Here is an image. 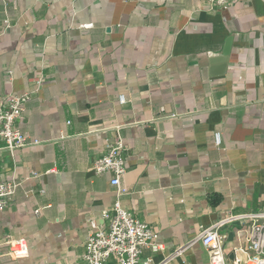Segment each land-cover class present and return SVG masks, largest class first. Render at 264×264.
Masks as SVG:
<instances>
[{
  "label": "crops",
  "instance_id": "0c3cea01",
  "mask_svg": "<svg viewBox=\"0 0 264 264\" xmlns=\"http://www.w3.org/2000/svg\"><path fill=\"white\" fill-rule=\"evenodd\" d=\"M25 94L20 127L39 144L0 151V177L19 184L0 264H84L90 221L104 228L117 200L92 167L119 137L122 205L163 246L144 258L190 244L167 264H211L202 229L264 211V0H0V102ZM250 225L220 229L227 264L246 262ZM8 238L29 257L11 259Z\"/></svg>",
  "mask_w": 264,
  "mask_h": 264
},
{
  "label": "built area",
  "instance_id": "2783aa9c",
  "mask_svg": "<svg viewBox=\"0 0 264 264\" xmlns=\"http://www.w3.org/2000/svg\"><path fill=\"white\" fill-rule=\"evenodd\" d=\"M202 1L210 10L222 11L230 9L234 0ZM9 26V21H4V28ZM92 27V24H88L80 28ZM43 82L44 79L40 78L36 84L39 87ZM31 99L30 94L13 95L0 102V151L6 150L14 154L29 145L39 144V141L30 138L20 127ZM126 102L124 96L119 97L120 104ZM214 142L216 146L221 145L220 132L214 134ZM125 152V145L119 137L107 143L105 153L93 164L92 171L95 175H110L111 185L117 191V200L110 211L102 214L106 222L104 228H101L95 220L90 221V232L85 243L86 253L83 257L84 264H157L150 257L144 258V252L149 250L157 254L163 250L157 231L122 205L121 198L128 194V189L122 186V178L127 171ZM18 186L17 182L0 177V213L12 202ZM35 213L39 215L40 209ZM241 221H249L251 224L247 246L239 249L247 259L243 263L237 258L235 264H264V211L230 215L224 221L202 229L193 243H202L209 252L211 264H227L220 229L231 222ZM4 244L8 246V255L11 259L22 260L29 257V245L25 238H8ZM188 246L190 244L176 249L165 261L158 264H167L179 257Z\"/></svg>",
  "mask_w": 264,
  "mask_h": 264
},
{
  "label": "water",
  "instance_id": "95a60500",
  "mask_svg": "<svg viewBox=\"0 0 264 264\" xmlns=\"http://www.w3.org/2000/svg\"><path fill=\"white\" fill-rule=\"evenodd\" d=\"M223 61H225V59H222ZM226 62V61H225Z\"/></svg>",
  "mask_w": 264,
  "mask_h": 264
}]
</instances>
